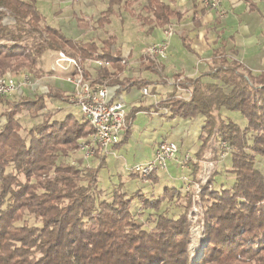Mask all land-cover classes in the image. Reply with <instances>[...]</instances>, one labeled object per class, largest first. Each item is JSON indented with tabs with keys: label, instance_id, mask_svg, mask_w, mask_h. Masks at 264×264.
Segmentation results:
<instances>
[{
	"label": "trees",
	"instance_id": "1",
	"mask_svg": "<svg viewBox=\"0 0 264 264\" xmlns=\"http://www.w3.org/2000/svg\"><path fill=\"white\" fill-rule=\"evenodd\" d=\"M175 0H148L144 14L130 9L134 1L109 0L108 10L95 21L98 27L110 23L116 6L129 10L144 26L167 28L174 17L181 18L172 7ZM251 11L257 6L244 0ZM38 0H0V77L34 70L48 51L67 56L106 62L115 70H99L93 85L147 86V81H120L125 70L123 59L113 53L116 39L83 43L67 38L49 26L37 7ZM11 18L14 23L6 24ZM5 43H2L4 42ZM147 56V55H146ZM147 56L145 62L152 63ZM142 62L141 68H149ZM86 80H90L85 71ZM176 81L181 77L176 76ZM209 78L215 82H205ZM177 89L164 101L149 108L166 109L169 118H206L200 137L198 160H202L212 141L225 142L230 148L235 177L230 188L213 189L211 175L202 188L204 205L203 235L205 244L197 264H264V174L257 167V157H264V72L254 75L239 61L229 59L224 49L218 51L209 72L198 78L181 79ZM181 88L191 93L189 100L177 96ZM0 99L8 109L6 123L0 130V264H193L191 222L192 195L183 188L165 187L164 198L185 200L182 214L174 218L157 215L155 226L147 230L135 217V197L146 211L160 212L161 199L137 193L129 197L125 184L113 191L110 200L102 199L98 190L99 169H79L62 161L79 141L93 133L83 116L69 114L58 120L47 109V99L70 104L69 95L49 90L47 95L25 97L19 101ZM223 111L240 113L247 125L241 128ZM27 112L32 119L43 120L24 137L18 114ZM55 118V119H54ZM128 115V120L132 121ZM130 130L125 134L123 145ZM97 156V155H96ZM194 163L195 174L201 162ZM191 162V161H190ZM103 166L101 162L100 167ZM133 174V173H131ZM157 174L141 180L157 182ZM207 204V206H205ZM39 225H31L26 216Z\"/></svg>",
	"mask_w": 264,
	"mask_h": 264
},
{
	"label": "crops",
	"instance_id": "2",
	"mask_svg": "<svg viewBox=\"0 0 264 264\" xmlns=\"http://www.w3.org/2000/svg\"><path fill=\"white\" fill-rule=\"evenodd\" d=\"M124 1H134L135 4L130 11L144 14L142 8L148 0ZM221 2L223 17L220 13L209 11L197 3L175 0L172 7L181 18L174 17L171 20L173 35L167 37L164 32L166 28L151 29L150 26H144L123 6L114 8L115 14L111 16L109 24L98 27L95 21L108 10L109 0H38L37 7L46 18L47 24L61 30L69 39L83 43L93 41L102 47L103 41L114 37L116 42L112 46V51L122 57L124 60L122 65H125V70L118 76L120 81L149 82L146 87L125 84L124 89L120 90L119 85L111 86L107 84L108 79L103 80L102 86L110 88L111 92L116 89L115 93L123 97L128 115L133 119L126 142L110 149L106 154H97L93 158L97 161V166L103 162V166L106 167L109 160L116 161L119 166L122 163L127 166L131 156L140 157L143 162H150L154 158L158 144L171 141L179 147L178 162L171 163L166 172H161L162 177L157 174V182L154 183L152 179L144 180L145 184L142 186L145 188L152 186L160 191L157 186L161 180H166L168 182L164 185L181 189L184 187L182 177L197 176L194 163L200 161L196 155L201 146L200 137L206 118L198 116L193 119H171L168 110L155 112L149 108L164 101L177 89L174 83L176 76L181 79H195L209 72L216 53L222 49L229 59L239 61L254 75L264 72V0H251L258 8L254 12L244 0ZM163 41L168 42L166 56L155 57L153 60L149 57L153 62H145L148 49ZM96 62L88 60L83 63L90 82L97 79L102 68L108 69L110 73L115 72L110 64L103 62V65L99 66ZM142 62L149 68H141ZM204 81L215 82L209 78ZM47 82L53 90L64 94L68 93L69 87L72 88L65 80L53 76ZM144 88L148 89V95H144ZM181 95L186 96V93L177 90V96ZM53 102L49 108L47 103V109L60 103L54 99ZM58 114L55 118H58ZM213 146L215 145L205 152L201 163L212 152L215 157L216 151H212ZM187 155L191 156L193 163L182 167L179 162ZM180 172L182 174L178 180L181 183L178 184L175 175ZM130 176L133 177L132 174Z\"/></svg>",
	"mask_w": 264,
	"mask_h": 264
},
{
	"label": "rangeland",
	"instance_id": "3",
	"mask_svg": "<svg viewBox=\"0 0 264 264\" xmlns=\"http://www.w3.org/2000/svg\"><path fill=\"white\" fill-rule=\"evenodd\" d=\"M5 23L13 24L14 21L11 18H7L5 20ZM2 43H5V41ZM59 53L60 52H51V51L46 52L39 59L38 64L36 65L34 70L24 71V72H28L31 75L32 83L37 84L35 87L36 90H34L33 87L27 88L23 91L22 94L17 93V94L10 95L5 100L9 99V101H19L21 98H25V97L33 98L35 95L46 94L47 93L46 88L49 90H53L48 85V82H47L48 79L52 76L60 80H65L66 77L68 76V72L58 67L54 68L55 59ZM42 91H44V93ZM72 92H73V88L69 87L68 93L66 95H70L72 94ZM46 101L48 103V108L50 104L54 103L53 99H47ZM7 109H8V106L6 103H0V130L2 126L6 123V118L4 117L3 113ZM41 113L42 114L50 113V114H54V116L59 113L57 115L58 120L65 118L69 114L74 115V117H76L77 119H82L83 117L81 110L74 103H71V102L70 104L63 103V102L57 103L56 105L52 106L50 109H46L45 111H42ZM222 116L225 120L227 119L232 120L233 122L238 124L241 128H245L247 125L246 120L242 117L240 113H232V112L223 111ZM17 118L21 122V125L23 128L21 131V134L24 137H27V134L31 128L38 125L43 120L42 116L37 119H32L27 112H22L21 114H18ZM213 144L215 146H213L214 148H212V151L214 150L216 151L215 157L213 155V152L208 155V158L204 162L201 163L202 165L201 170L199 171L198 175L195 178L191 176H187V175L184 176V177H187L191 183L186 184V185L184 184L183 194L190 193L192 195V192L195 189L194 183L200 184L201 190H202L204 186L208 185V181L210 180L211 175L214 172H218V176L214 178V183H213L214 190H219L221 188H230L232 184L234 183L235 177L232 175V173L228 171L231 166L230 153L225 158L222 159L221 158V155L223 153L222 142L219 143V142L212 141L211 146ZM78 149H79V145L77 149L70 151V153L68 154V157L63 156L62 161L79 169L82 173L85 171V169H99L98 176H97L98 190L102 191L103 193L101 196L102 199L110 200L113 194V191L117 189L120 184L123 183L125 184L123 188V192L127 193L129 197L137 195V193L140 192L146 198L161 199L163 201L160 212L156 214L153 210H149V211L144 210L142 208V203L140 202V200L137 197H135V201L133 202L132 211L135 217L138 219V221L143 224L145 229L150 230L155 226L157 215L159 214H165L171 218H174L183 213L184 207L186 205L185 200L173 199L172 201H169V200H166V198H164V195H163L164 188L169 187L164 184H166L168 181L161 180L160 184L157 186L158 189L160 190L158 191L152 186H148L145 188L144 186H142L143 184H145L144 180H141L140 178L133 176V174H132L133 177L130 176L131 173L129 171V168H132L136 165L148 163L149 161L143 162L141 161L142 159L140 157L135 158L134 156H131L129 161L127 162L128 163L127 166H125L124 163H122V165L119 166L120 164H118L116 161L109 160L106 167L102 166L99 168L100 165L97 166V161H94L93 158L89 161H85L84 153L80 152L77 154L76 151ZM74 152L75 154H73ZM189 157L191 159V156ZM192 163L193 161L189 162V164H192ZM257 167L264 174V157H257ZM162 173L160 172L158 174L162 177L161 175ZM181 174L182 172L175 175L177 176L176 177L177 182L176 181L175 182L178 184L181 183L178 180ZM118 175L120 176L118 177ZM181 181L184 183L182 179ZM171 182H174V181H171ZM148 184L149 183H147V185ZM188 186L189 187L191 186L190 190H187ZM196 204L198 205V207H200V210L197 214H195L194 211L192 210L195 205V203L193 202V197H192V207L188 214V219L191 222V233H192V244L190 246L191 255H195L196 253H201L203 250V245L205 244V239H203L204 229H203V226L201 225L202 224L201 222H203V218H204V205L201 199V194H200V202L199 203L197 202ZM205 206H207V204ZM196 216L198 217V220H197L198 223L194 224L192 220L190 219V217L193 218ZM26 220L31 225H39L35 221L33 216L27 215Z\"/></svg>",
	"mask_w": 264,
	"mask_h": 264
},
{
	"label": "built area",
	"instance_id": "4",
	"mask_svg": "<svg viewBox=\"0 0 264 264\" xmlns=\"http://www.w3.org/2000/svg\"><path fill=\"white\" fill-rule=\"evenodd\" d=\"M186 3H197L205 9L220 13L224 16L221 0H184ZM173 27H167L164 32L167 37L173 35ZM168 50V42L163 41L152 45L148 49L147 55L152 59L155 57L164 58ZM97 65L102 66L103 62L97 61ZM124 63V62H123ZM56 66V67H55ZM60 68L68 72L65 81L73 88L72 94L69 95L71 103H74L82 112L93 129V133L87 138L79 141V149L76 153H84V160L89 161L95 158L97 154H106L110 149L121 144L124 135L130 130L132 121L128 120V112L126 103L121 95H117L116 89L111 92L110 88L102 85H93L85 78V69L80 59H75L60 52L55 59L54 68ZM181 80V79H180ZM174 81L177 86L179 81ZM37 83V82H36ZM37 84L32 83V78L29 73H22L15 76L13 73L0 77V99L9 97L13 94H22L27 88L33 87L34 90ZM178 87V86H177ZM49 93V89H47ZM185 92V95L178 96L185 100H189L191 93L178 88ZM44 93V91H42ZM144 95H148V89H143ZM43 94V95H46ZM223 153L221 158H225L231 151V148L222 142ZM75 154V152L73 153ZM179 147L171 141H163L158 144L154 158L145 164L136 165L129 168L130 173L137 174L142 178H149L153 174L166 172L169 165L173 162H178ZM190 157L186 156L179 163L182 167H186L190 162ZM184 184L191 183L187 177H183ZM191 187V186H190ZM188 186L187 190H190ZM194 191L192 192L193 202L195 203L192 209L195 214L200 210L196 204L200 202L201 185L194 183ZM193 213V215H194ZM194 224L198 223V217H190ZM203 226V222H201ZM204 239V238H203ZM199 253L191 256L193 264L198 263Z\"/></svg>",
	"mask_w": 264,
	"mask_h": 264
}]
</instances>
